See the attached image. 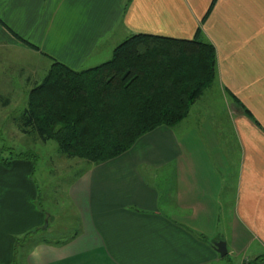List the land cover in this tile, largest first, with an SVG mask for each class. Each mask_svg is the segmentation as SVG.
Segmentation results:
<instances>
[{
    "label": "crops",
    "instance_id": "1",
    "mask_svg": "<svg viewBox=\"0 0 264 264\" xmlns=\"http://www.w3.org/2000/svg\"><path fill=\"white\" fill-rule=\"evenodd\" d=\"M135 33L211 43L214 82L175 126L91 163L71 188L81 231L25 259L17 237L51 214L33 163L0 162V264H264V0H0V42L51 66L95 67Z\"/></svg>",
    "mask_w": 264,
    "mask_h": 264
},
{
    "label": "trees",
    "instance_id": "2",
    "mask_svg": "<svg viewBox=\"0 0 264 264\" xmlns=\"http://www.w3.org/2000/svg\"><path fill=\"white\" fill-rule=\"evenodd\" d=\"M215 65L214 46L198 36L135 33L95 67L74 70L55 60L31 89L18 124L24 133L55 140L68 157L104 162L148 131L185 119L214 82ZM21 158L28 157L17 154L1 162L8 166Z\"/></svg>",
    "mask_w": 264,
    "mask_h": 264
},
{
    "label": "rangeland",
    "instance_id": "3",
    "mask_svg": "<svg viewBox=\"0 0 264 264\" xmlns=\"http://www.w3.org/2000/svg\"><path fill=\"white\" fill-rule=\"evenodd\" d=\"M50 66L51 62L44 56H31L0 42V162L17 154L28 157L34 165L35 203L40 210L51 214L48 230L36 229V232L17 237L19 259H25L39 242H59L81 231L80 211L71 188L93 163L68 157L55 140L45 141L37 133H24L19 127L18 120L27 106L31 89L44 79ZM205 101L203 98L197 102V107ZM221 261L220 264H228V257Z\"/></svg>",
    "mask_w": 264,
    "mask_h": 264
},
{
    "label": "water",
    "instance_id": "4",
    "mask_svg": "<svg viewBox=\"0 0 264 264\" xmlns=\"http://www.w3.org/2000/svg\"><path fill=\"white\" fill-rule=\"evenodd\" d=\"M215 248L221 256H225L227 254V246L224 241L215 243Z\"/></svg>",
    "mask_w": 264,
    "mask_h": 264
}]
</instances>
